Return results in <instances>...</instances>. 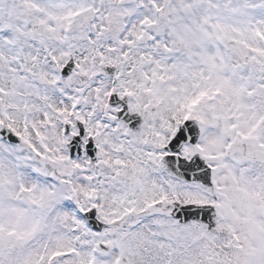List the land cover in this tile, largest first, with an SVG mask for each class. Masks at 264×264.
I'll return each instance as SVG.
<instances>
[{"label":"snow or ice","instance_id":"6c2138e0","mask_svg":"<svg viewBox=\"0 0 264 264\" xmlns=\"http://www.w3.org/2000/svg\"><path fill=\"white\" fill-rule=\"evenodd\" d=\"M0 264H264V0H0Z\"/></svg>","mask_w":264,"mask_h":264}]
</instances>
